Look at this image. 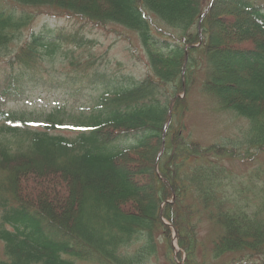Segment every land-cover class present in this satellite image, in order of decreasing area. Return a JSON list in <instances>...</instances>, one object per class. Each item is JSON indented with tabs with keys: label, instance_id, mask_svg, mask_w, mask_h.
<instances>
[{
	"label": "trees",
	"instance_id": "1",
	"mask_svg": "<svg viewBox=\"0 0 264 264\" xmlns=\"http://www.w3.org/2000/svg\"><path fill=\"white\" fill-rule=\"evenodd\" d=\"M208 4L0 0V57L16 44L9 69L0 68V264H142L160 235L166 259L171 230L163 220L176 231L183 264H204L196 216L215 233L211 261L264 264V183L245 190L257 194L252 203L243 188L232 196L224 183L231 176L218 164L251 150L264 153V11L254 0H212L203 15ZM44 8L122 27L136 37L147 73L109 80L89 78V66L51 73L56 64L81 68L72 58L82 38L31 32L23 39L33 19L27 11ZM201 56L210 65L201 86L221 110L248 123L232 150L202 147L174 128ZM42 93L62 102L51 101L38 116L6 108L24 94L29 100ZM138 171L143 183L136 182ZM232 182L242 187L239 178Z\"/></svg>",
	"mask_w": 264,
	"mask_h": 264
},
{
	"label": "rangeland",
	"instance_id": "2",
	"mask_svg": "<svg viewBox=\"0 0 264 264\" xmlns=\"http://www.w3.org/2000/svg\"><path fill=\"white\" fill-rule=\"evenodd\" d=\"M27 12L32 14L33 19L30 26L23 31V39L28 38L31 32H62L64 34H76L77 38H82L80 43L81 48L79 47L74 50L75 54L74 58H72L80 62L81 68L77 66L71 67L67 65V63L64 65L56 64L58 66H56L55 70L51 71V73H62L64 75L68 72L79 71L84 68V66H89L84 72L89 78L92 75H98V77H103V80H109L110 77L119 79H141L147 73V58L138 45L136 37L122 27L108 24L104 26L93 25L90 22L71 17L66 13L52 9H33L31 12L30 10ZM157 25L164 28L163 24L157 23ZM15 49L16 44H11L9 48L10 53L4 57H0V68L2 72L9 69L6 64L10 60V57L13 56V51ZM222 57L224 61L235 63L233 55L224 54ZM199 62L201 71L193 74V82L189 86V92L186 96L185 109L183 114H179L176 117L174 128L178 129V127H180L184 136H188L191 141L202 147L207 148L212 145H221L232 150L233 142L235 143L237 138L241 136V133L247 129L248 123L242 117L221 110L219 108V100L215 96H212L205 87L201 86L208 77L210 65L203 56L200 57ZM0 84H2L1 75ZM35 95L39 94L37 93ZM61 97L62 96L59 95L56 97L55 94L52 93H42V97H30L28 100L24 94L22 98L7 103L6 108H21L28 114L38 116L43 113L45 109L44 106H49L51 101L57 99V101L62 102ZM1 103L2 101L0 100V104ZM25 106H28L30 110ZM74 115L75 114L71 110L66 112L67 118H72ZM63 134L66 136L69 135L68 132ZM134 164L137 165L138 162ZM197 164L200 165V163ZM203 164L205 166L209 165L208 163ZM218 164L225 169V173L231 176L230 179L228 177V179L224 181V183L227 184L228 194L237 196L236 191L243 188L244 190L241 191L243 196L247 197L248 202H254L257 198V194H252L253 190H250L251 192H244L247 189L255 188L256 184L260 185L264 183V153L251 150L247 157L242 155L239 158L218 162ZM134 171H137V168ZM138 172L139 173L136 174V182L143 183L146 175L143 171ZM250 174L251 176L256 174L257 177H255L256 179L254 182H248ZM232 178H239L242 182V187L240 185L241 183L232 182ZM140 187L144 189L142 186ZM261 189H263V187ZM236 205L238 206L240 204L238 203ZM162 207L163 205L161 208ZM198 218L199 217L196 216L192 221L196 223L193 231L199 237L200 242L197 248V257L204 264H216L218 262L214 263L211 261L207 253V250L211 249L210 240L215 233L209 228L208 223L200 222V218ZM165 223L169 225L168 229L171 230L169 244L171 248L170 254L165 259L164 251L167 247V241L161 235L155 236L157 249L155 252H152L151 256H146L142 264H172L171 260L173 264H183V255L181 259H179V253H181L180 248L176 243V237L173 236V232L176 233V231L170 223ZM138 247L139 244H134L131 246L130 250L135 253ZM229 259L230 258H228V260Z\"/></svg>",
	"mask_w": 264,
	"mask_h": 264
}]
</instances>
